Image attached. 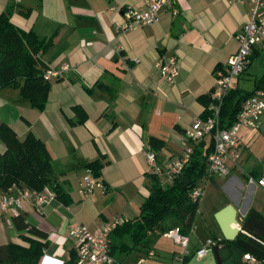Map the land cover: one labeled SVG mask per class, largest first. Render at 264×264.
I'll use <instances>...</instances> for the list:
<instances>
[{"label": "crops", "instance_id": "1", "mask_svg": "<svg viewBox=\"0 0 264 264\" xmlns=\"http://www.w3.org/2000/svg\"><path fill=\"white\" fill-rule=\"evenodd\" d=\"M148 1L0 0V12L8 5L12 7L10 21L15 27L32 30L44 40L40 58L48 67L69 65L61 78L50 81L42 110L22 100L16 89H0V123L12 127L19 138L31 131L45 144L63 194L39 212L27 202L20 209L24 222L47 236L48 246L39 264H60L69 259L73 247L69 230L77 225L95 231L113 219L131 220L139 215V206L149 193L145 182L150 172L145 157L149 139L163 141L159 149H152L159 166L192 147L185 131L203 113L204 106L197 98L211 92L215 71L236 50V34L246 23L251 7L247 0H173L160 9L157 23L127 31L117 29L128 11H142ZM262 48L256 46L253 57ZM163 55L177 58L178 75L172 83L160 77L155 65ZM250 64L251 60L231 88H240L238 80ZM203 144L207 148L208 140ZM3 149L0 142V152ZM96 159L102 164L98 177L86 167ZM261 164L248 169L239 156L235 163L227 162L228 176H213L207 181L216 184L218 178L221 188L229 190L236 179L232 174L239 173L247 183L252 172L259 174ZM88 171L91 180L101 184L90 194L80 192ZM248 187L253 189L252 196L255 186ZM242 197L234 201L226 195L212 214L230 203L241 222L248 208ZM211 218L204 222L216 235L205 238L222 237ZM141 234H111L117 261L124 264L116 254L135 251L128 256L130 264L140 258L157 263H210L208 255L195 258L206 240L198 230L192 239L190 236L188 255L181 262L176 257L183 249L170 238L152 232ZM23 236L35 238L12 217L0 216V244L27 245ZM166 240L179 248L167 247ZM151 251L153 255L148 254Z\"/></svg>", "mask_w": 264, "mask_h": 264}, {"label": "trees", "instance_id": "2", "mask_svg": "<svg viewBox=\"0 0 264 264\" xmlns=\"http://www.w3.org/2000/svg\"><path fill=\"white\" fill-rule=\"evenodd\" d=\"M11 13L10 5L0 12V89H16L22 100L31 107L42 110L50 85V81L43 79V71L48 65L40 58L44 40L38 38L32 30L24 31L15 27L10 21ZM254 51L255 48L249 61L253 58ZM257 89L264 90V75L254 81L250 91L241 93L237 87L229 90L220 108L222 126L228 127L236 121L242 102ZM197 100L204 106L200 117L205 118L209 114L207 108L211 102L210 96L201 95ZM78 122H82V119ZM0 142L4 146L0 152V194L7 193L13 185L37 191L50 186L56 197L62 198L56 174L50 164L49 151L41 140L31 131L19 138L12 127L0 123ZM203 143L202 141L192 147L188 164L169 183L164 185L157 174L146 173L145 182L149 193L139 206V215L115 227L109 235L112 256L110 236L113 233L126 232L136 237L143 235L141 232L144 231V234L152 232L161 235L174 227H178L182 234L189 232L199 207V202L190 198L189 191L198 181L213 177L208 176L206 168L211 144L205 148ZM162 145V140L154 137L149 139L151 151ZM101 165L96 159L88 162L86 167L94 177H98ZM182 175L187 178L188 184L181 180ZM258 175L256 171L251 173L253 178ZM12 218L17 226L26 229L35 238L23 236L27 245L13 242L0 244V264H39L43 251L48 246L45 232L28 226L20 213ZM240 225L241 230L233 240L228 241L222 237L212 239L215 245H222L218 247L219 258L224 252L232 264H264V214L249 208ZM75 258L76 253L72 248L69 259L63 261V264H73Z\"/></svg>", "mask_w": 264, "mask_h": 264}, {"label": "built area", "instance_id": "3", "mask_svg": "<svg viewBox=\"0 0 264 264\" xmlns=\"http://www.w3.org/2000/svg\"><path fill=\"white\" fill-rule=\"evenodd\" d=\"M242 2L245 0H229ZM250 2V14L241 30L236 34L237 47L231 53L224 65L215 71V84L209 93L211 102L208 106L209 114L205 118H196L191 126L185 131V135L191 141L192 147L208 140L211 150L206 158V168L208 176L226 177L229 175L227 162L235 163L239 159L238 142L241 128H257L262 117H264V90L257 89L252 95L247 97L241 105L237 119L228 127H224L220 122L221 104L231 89L234 80L242 74L247 67L248 58L256 46L264 45V0H247ZM173 0H149L142 11H128L123 21L117 26L121 31H127L139 26H149L159 20V11ZM176 12V11H174ZM156 68L159 75L168 83L174 82L178 75V64L175 55H163L156 61ZM69 70V65L63 63L57 68L47 67L43 71V79L52 81L61 78ZM192 147L186 148L177 157L168 159L163 166L156 163L155 153L150 149L145 150V157L150 172L157 174L163 184L169 183L172 177L179 174L190 159ZM203 179L200 182H206ZM249 185L258 186L264 189V162H262L257 178L248 177ZM82 188L80 192L90 194L95 187H100L99 182L91 180L90 171L82 178ZM204 184H196L189 191V196L193 201L200 204L204 195ZM56 200L54 190L50 186H44L41 190L28 188H18L15 185L7 193L0 194V216L12 217L17 215L23 203L27 202L34 206L39 212L42 208ZM123 218L113 219L95 231H89L82 225H77L69 230V237L72 241V248L75 250L76 258L73 264H119L110 254L109 235L111 231L123 224ZM193 230V225L187 234H182L178 227H174L163 233V236L170 238L174 243L181 246L183 253L177 256L176 260L188 255L187 247L189 236ZM214 242L211 238L205 240L204 244L195 252V258L201 259L209 249H212ZM153 255V252H149ZM252 261H254L252 259ZM63 264V262H60ZM136 264H144V259L140 258ZM260 264V263H256Z\"/></svg>", "mask_w": 264, "mask_h": 264}, {"label": "rangeland", "instance_id": "4", "mask_svg": "<svg viewBox=\"0 0 264 264\" xmlns=\"http://www.w3.org/2000/svg\"><path fill=\"white\" fill-rule=\"evenodd\" d=\"M261 75H264V48H262V51L259 55L251 59V64L247 68V71L238 80L240 85L239 89L242 91L241 93L250 91V89L254 85V81L259 79ZM262 119H264V117H262ZM240 135V160L243 162L244 166L247 167L261 164V162L264 161V134H262L258 129L245 127L241 129ZM247 168L250 169L251 167ZM232 175H234L236 179L231 181L229 190L221 188V183L219 181L220 179L218 178L215 180L216 184L212 183L211 181H206L203 183L198 181V183L204 184L205 188L204 195L201 198L202 201L199 204L200 206L198 207V212L196 213L194 219V233L198 230L203 234L204 239H206V236L214 237L213 235H216V232H214L215 230H210V228L206 227L204 220L212 219L211 216L213 217L214 215L212 214L213 209H215L219 205V203L226 197V195L231 197V199H234V201L239 199L240 196H243L241 199L243 201V204H247L246 208H248L246 210L256 207L262 214H264V191L255 186L254 194L251 196L250 192H252L253 189L252 187L248 186L253 185L247 184L243 176H241L237 172ZM245 188H247V190H245ZM194 233H191L190 239H192ZM126 241L128 240L126 239ZM164 244L167 245V247L169 246L170 248H179L177 246L173 247V243L169 240L164 241ZM133 254H136L135 251L129 254H116V256H118L120 260H123L124 264H128V262L130 264L132 260H130L128 256ZM206 255H208V258L210 259L209 264H232L231 260L225 255L224 252L221 253V262L219 263L217 262L212 249H209ZM143 259L144 264H178L170 263L167 260H165L167 263H157L153 260L146 261V258ZM187 263L194 264V261H189Z\"/></svg>", "mask_w": 264, "mask_h": 264}, {"label": "water", "instance_id": "5", "mask_svg": "<svg viewBox=\"0 0 264 264\" xmlns=\"http://www.w3.org/2000/svg\"><path fill=\"white\" fill-rule=\"evenodd\" d=\"M258 129L264 134V122L259 125ZM180 178L185 184H188V180L185 176L182 175ZM213 218L220 230L222 238L225 240H233L241 230L239 218H237V210L233 204L229 203L216 211ZM212 252L219 263L220 258L217 245L213 246Z\"/></svg>", "mask_w": 264, "mask_h": 264}]
</instances>
